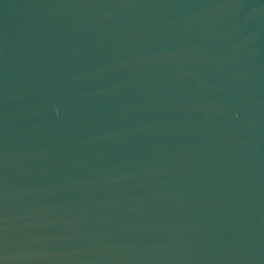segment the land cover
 <instances>
[{"label": "water", "instance_id": "1", "mask_svg": "<svg viewBox=\"0 0 264 264\" xmlns=\"http://www.w3.org/2000/svg\"><path fill=\"white\" fill-rule=\"evenodd\" d=\"M0 264H264V0H0Z\"/></svg>", "mask_w": 264, "mask_h": 264}]
</instances>
